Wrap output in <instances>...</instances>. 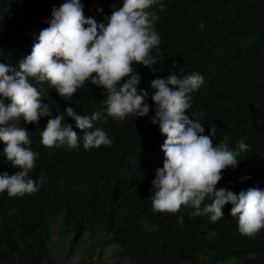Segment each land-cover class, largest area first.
<instances>
[{"label": "trees", "instance_id": "obj_1", "mask_svg": "<svg viewBox=\"0 0 264 264\" xmlns=\"http://www.w3.org/2000/svg\"><path fill=\"white\" fill-rule=\"evenodd\" d=\"M64 2L0 0V63L18 68L48 27L52 9ZM80 3L85 18L106 25L123 0ZM160 3L163 10L153 6L160 44L150 53L158 63L151 69L133 65L141 78L138 90L149 93L146 116L123 121L109 116L104 90L90 81L63 99L47 82L30 79L53 117L67 107L89 118L100 112L92 130H103L113 143L85 150L84 132L65 116L64 122L79 136L77 147L57 142L48 148L41 143L48 117L37 124H25L22 117L14 121L29 131L26 147L38 154L29 173L38 191L22 198L0 193V264H51L54 259L60 264L74 256L85 235L90 240L86 253L95 256L100 251L97 261L102 264H264V228L254 237L241 235L230 204L224 206L223 217L212 222L208 215L193 217L190 205L175 214L156 212L150 199L156 170L163 166L165 139L159 124L151 123V82L173 72L179 79L193 73L203 77L199 89L189 93L186 115L205 126V135L216 127L214 144L223 142L234 151L238 142L250 145L237 157L235 169L222 172L217 190L238 194L249 187L264 189V0ZM4 148L0 143V175L11 176L20 169L3 156ZM211 203L206 196L201 210ZM64 233L73 238L61 252L52 238Z\"/></svg>", "mask_w": 264, "mask_h": 264}, {"label": "clouds", "instance_id": "obj_2", "mask_svg": "<svg viewBox=\"0 0 264 264\" xmlns=\"http://www.w3.org/2000/svg\"><path fill=\"white\" fill-rule=\"evenodd\" d=\"M153 6L164 8L160 0H123L122 7L112 11L105 25L85 18L80 0H66L52 9L48 27L41 30L31 53L18 68L0 63V143L5 145L2 154L20 169L11 176L0 175V193L22 198L38 191V182L29 178L38 154L26 147L30 144L29 131L14 123L21 117L25 124H37L48 117L41 133V143L48 148L57 142L77 147L79 136L71 124L64 122L65 116L84 132L85 150L113 143L103 130H92L100 112L89 118L67 107L53 117L30 79L47 82L63 99L71 98L90 81L104 90L109 116L123 121L127 116L142 118L148 114L149 93L138 90L141 78L133 65L151 69L158 63L150 54L160 44L154 29L158 16ZM199 28H204L203 22ZM202 83L203 77L198 73L179 79L174 72L166 79L151 82L154 94L150 98L155 105L151 123H158L165 137L161 147L163 166L156 170L152 181L153 210L175 214L182 206L190 205L195 209L193 217L208 215L216 222L223 217L224 206L230 204V215L238 217L240 234L254 237L264 228V189L249 187L237 194L216 188L222 172L235 169L240 162L237 157L247 152L250 145L238 142L234 151L223 142L214 144L216 127L209 128L205 135V126L186 115L191 107L189 93L198 90ZM206 196L212 198V203L201 210ZM178 222L183 223L182 216Z\"/></svg>", "mask_w": 264, "mask_h": 264}, {"label": "rangeland", "instance_id": "obj_3", "mask_svg": "<svg viewBox=\"0 0 264 264\" xmlns=\"http://www.w3.org/2000/svg\"><path fill=\"white\" fill-rule=\"evenodd\" d=\"M57 231H59V230H57ZM71 238H73V234H70V233H64V234H62V236H60V238L58 236H53L52 239L56 240V241H53V243L54 242L58 243L56 250L58 249V251L62 252L64 245L66 243H68ZM89 244H90L89 237L87 235H85L83 237V239L81 240L80 246L74 252V256L76 257V260L78 261L79 264H90V263L102 264L101 261H97V257L100 254V251H97L95 256H90L91 255L90 253H86V249H88ZM107 254H106V256H107ZM104 256H105V254L102 255V257H104ZM54 262H55V259H54ZM57 263L58 262H55L54 264H57Z\"/></svg>", "mask_w": 264, "mask_h": 264}, {"label": "crops", "instance_id": "obj_4", "mask_svg": "<svg viewBox=\"0 0 264 264\" xmlns=\"http://www.w3.org/2000/svg\"><path fill=\"white\" fill-rule=\"evenodd\" d=\"M55 262H57L56 259H55ZM55 262L53 260V262L51 264H54ZM60 264H79V263L76 260V257L75 256H71V257H65V258H63V261Z\"/></svg>", "mask_w": 264, "mask_h": 264}]
</instances>
